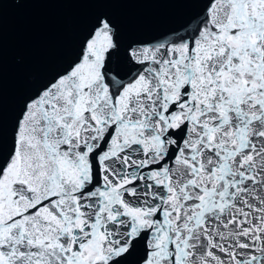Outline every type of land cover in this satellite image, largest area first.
<instances>
[{
  "label": "snow or ice",
  "instance_id": "1",
  "mask_svg": "<svg viewBox=\"0 0 264 264\" xmlns=\"http://www.w3.org/2000/svg\"><path fill=\"white\" fill-rule=\"evenodd\" d=\"M183 3L118 62L95 15L0 120V264H264V0Z\"/></svg>",
  "mask_w": 264,
  "mask_h": 264
},
{
  "label": "water",
  "instance_id": "2",
  "mask_svg": "<svg viewBox=\"0 0 264 264\" xmlns=\"http://www.w3.org/2000/svg\"><path fill=\"white\" fill-rule=\"evenodd\" d=\"M195 7L183 0H4L0 7V120L5 143L22 102L67 64L95 15L105 12L116 21L121 39V53L114 54L118 62L129 42L179 27ZM116 66L129 71L123 64Z\"/></svg>",
  "mask_w": 264,
  "mask_h": 264
}]
</instances>
